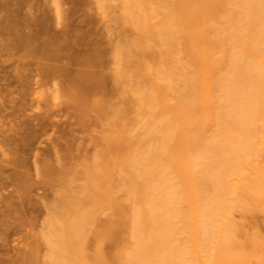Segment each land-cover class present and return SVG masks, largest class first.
Here are the masks:
<instances>
[{"label":"bare ground","instance_id":"1","mask_svg":"<svg viewBox=\"0 0 264 264\" xmlns=\"http://www.w3.org/2000/svg\"><path fill=\"white\" fill-rule=\"evenodd\" d=\"M119 2L127 104L92 102L102 148L52 211L46 264H264V238L231 219L264 211V0ZM101 216L125 227L109 262L107 225L86 250Z\"/></svg>","mask_w":264,"mask_h":264},{"label":"rangeland","instance_id":"2","mask_svg":"<svg viewBox=\"0 0 264 264\" xmlns=\"http://www.w3.org/2000/svg\"><path fill=\"white\" fill-rule=\"evenodd\" d=\"M121 18L119 0H0V264L47 263L52 211L85 184L81 168L102 148L106 113L92 104L126 103L114 57L134 31ZM231 216L243 243L264 238V211ZM107 222L95 230L111 228L101 247L109 262L125 227Z\"/></svg>","mask_w":264,"mask_h":264}]
</instances>
